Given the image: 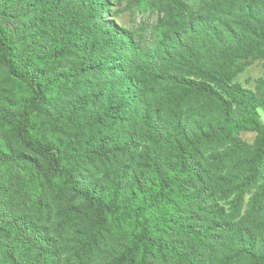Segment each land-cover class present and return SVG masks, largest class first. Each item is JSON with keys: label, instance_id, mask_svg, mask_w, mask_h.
I'll use <instances>...</instances> for the list:
<instances>
[{"label": "trees", "instance_id": "trees-1", "mask_svg": "<svg viewBox=\"0 0 264 264\" xmlns=\"http://www.w3.org/2000/svg\"><path fill=\"white\" fill-rule=\"evenodd\" d=\"M153 1L0 0V264H264V0Z\"/></svg>", "mask_w": 264, "mask_h": 264}, {"label": "rangeland", "instance_id": "rangeland-1", "mask_svg": "<svg viewBox=\"0 0 264 264\" xmlns=\"http://www.w3.org/2000/svg\"><path fill=\"white\" fill-rule=\"evenodd\" d=\"M109 2L112 16L119 26L148 38L152 36L158 19L166 17L165 13L152 10L150 5L156 3L153 0H109ZM248 63L244 72L235 78L234 83L255 91L259 85L264 84V60H249ZM260 115L264 121V113L260 111ZM242 137L248 144H252L253 135L244 134ZM246 209L247 207L244 211Z\"/></svg>", "mask_w": 264, "mask_h": 264}]
</instances>
